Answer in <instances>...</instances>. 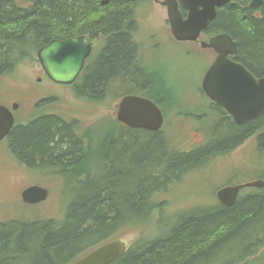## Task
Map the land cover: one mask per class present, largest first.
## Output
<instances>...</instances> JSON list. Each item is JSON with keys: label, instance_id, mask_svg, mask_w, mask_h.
Masks as SVG:
<instances>
[{"label": "trees", "instance_id": "16d2710c", "mask_svg": "<svg viewBox=\"0 0 264 264\" xmlns=\"http://www.w3.org/2000/svg\"><path fill=\"white\" fill-rule=\"evenodd\" d=\"M250 2L228 0L217 9L205 34L231 36L237 43L235 59L260 77L264 76V0L256 7ZM136 3L0 0V78L22 63L36 61L37 50L48 41L88 34L103 37L105 45L84 69L80 94L120 92V87L111 89L119 78L130 89L149 93L156 84L140 68L131 39ZM128 91L123 93L136 94ZM154 91L162 93L158 88ZM211 109L217 110V121L238 134V139L211 140L185 152L170 147L159 131L129 128L117 120L97 126L104 131L97 138L94 126L91 133H73L69 124L55 116L15 126L9 135L11 150L25 162L37 159L51 164V172L67 177L70 199L59 221L0 222V264H70L110 237L154 223L164 205L156 197L182 172L178 166L193 161L205 164L209 157L225 153L256 131L258 149L264 151V112L236 124L221 106L211 105ZM166 222L154 235L141 234L110 264L255 262L257 258H247L264 246V185L239 194L231 206L219 202L200 206L174 214ZM233 252L242 254L220 262Z\"/></svg>", "mask_w": 264, "mask_h": 264}, {"label": "rangeland", "instance_id": "374dc122", "mask_svg": "<svg viewBox=\"0 0 264 264\" xmlns=\"http://www.w3.org/2000/svg\"><path fill=\"white\" fill-rule=\"evenodd\" d=\"M137 2L139 27L134 34V40L140 47L138 60L149 68L146 77L152 78L158 89L167 92L169 96L168 104L165 106L166 121L160 131L164 141L169 142L170 147L185 152V149L192 148L188 150L191 151L211 140L225 142L237 140L238 134L230 131L225 123L217 121L220 118L217 110H212L209 100L198 91L202 76L215 59L212 49H202L198 42L185 44L170 39L172 36L165 7L149 0H137ZM209 36L204 34L200 39L207 40ZM155 38L165 40V43H162L155 54H152L153 49L148 48V45ZM159 71H162L161 74ZM158 81H162L167 88H170V93L164 90ZM129 85L124 83L125 91L127 89L128 92L144 94L130 90L127 88L130 87ZM112 88L116 86H111ZM113 92L115 90L109 92L114 95L113 97L102 102L80 98L74 94L69 85L56 84L49 80L37 60L22 63L14 71L0 78V102L19 103V108L15 112L17 122L28 114L56 113L64 118L73 119L75 131L82 135L89 133V129L93 126L96 128L100 124H108L109 121L115 120L117 96H115L116 92ZM161 95L165 97V94ZM45 97L46 100L43 99ZM101 129L96 128L95 138L102 135L104 131ZM258 133L259 131H256L242 139L225 153L209 157L205 164L193 161L178 166V171L182 170V172L171 180L165 191L163 189L164 193L156 197L158 201L164 203L161 211L159 210L162 213L156 221L143 230L138 228L120 233L113 238L110 237L109 240L123 237L133 243L141 234L151 232L154 235L166 226V220L172 215L218 203L215 197L218 188L260 178L264 180V151L258 149ZM145 138L148 139V136L146 135ZM6 144L0 143V222L14 219L54 221L62 219L70 199L67 191L70 180L41 166L23 168L17 163L15 156L8 152ZM188 164L191 168H188ZM31 184H40L48 189V196L44 201L30 205L21 200V190ZM253 188L243 187L239 194L248 193ZM241 254L242 252H233L220 262L227 258L234 259ZM255 258L257 260L251 264H264V246L247 260Z\"/></svg>", "mask_w": 264, "mask_h": 264}, {"label": "water", "instance_id": "95a60500", "mask_svg": "<svg viewBox=\"0 0 264 264\" xmlns=\"http://www.w3.org/2000/svg\"><path fill=\"white\" fill-rule=\"evenodd\" d=\"M166 7L167 18L173 37L179 41H196L214 19L217 8L227 0H151ZM262 0H251V6H259ZM179 8L187 11L182 18ZM202 48H210L216 57L205 71L202 89L205 95L220 105L236 124H244L264 112V76L257 77L241 62L231 58L237 52L236 41L227 33H218L200 42ZM91 51L84 36L66 39H52L36 52V58L47 77L60 84L75 80ZM11 108L0 104V141L11 130L14 117ZM116 119L124 126L147 131H159L163 123L160 108L146 97L124 95L116 107ZM264 181L253 180L243 184L225 185L215 191L217 201L231 206L241 188H262ZM48 196V189L33 184L20 192L21 200L37 204ZM130 246L126 238L105 241L70 264H110L122 256Z\"/></svg>", "mask_w": 264, "mask_h": 264}, {"label": "flooded vegetation", "instance_id": "af4514ba", "mask_svg": "<svg viewBox=\"0 0 264 264\" xmlns=\"http://www.w3.org/2000/svg\"><path fill=\"white\" fill-rule=\"evenodd\" d=\"M149 1H151V0H149ZM228 1V0H227ZM226 1V2H227ZM154 2V1H153ZM225 2V3H226ZM154 3H158L160 6H163V7H165L164 5H162V4H160L159 2H154ZM224 3V4H225ZM222 6V5H221ZM137 7H138V2L136 3V7H135V10H134V14H135V19H136V24H135V26H134V29H133V31L131 32V39H132V42H133V44L135 45V48H136V56H137V61L139 62V64H140V68H142L143 70H145V72L147 73V71H148V67L147 66H145L144 64H142V63H140V61L138 60V53H139V51H140V47H139V45H138V42L136 41V40H134V34L137 32V30H138V27H139V19L137 18ZM220 7V6H219ZM218 7V8H219ZM254 7H256V6H254ZM217 8V9H218ZM165 9H166V7H165ZM179 10H180V13H181V16H182V18H185L186 17V14H187V11L185 10V9H183V8H179ZM217 12V11H216ZM166 15H167V13H166ZM167 19V23H168V25H169V30H170V24H169V21H168V18H166ZM207 28H208V26H207ZM207 28L204 30V31H202L201 33H200V35H199V37L197 38V40L196 41H179V40H176L174 37H173V35H172V33H171V30H170V33H171V36H172V38L170 37V39H172V40H175L176 42H183V43H185V44H193V43H199V46H200V48H202L201 47V45H200V42L203 40V39H200V37L201 36H203L204 34H205V31L207 30ZM79 36H84L86 39H87V41L90 43V46H91V51H90V53H89V55L87 56V58L84 60V63H83V67H82V69L80 70V72H79V74L77 75V77L75 78V80L73 81V82H71V83H69V84H63V85H69L71 88H72V90H73V92H74V94L76 95V96H79L80 98H86V99H89V100H92V101H96V102H102V101H104V100H107V99H109L110 97H113L114 95L112 94V93H109V91H106L105 90V92L103 93V95H98V96H95V95H88V94H80V93H82V92H80L79 91V87L81 86V84H80V79H81V77H82V74H83V71H84V69L86 68V66H87V64H88V62L89 61H91V59L94 57V56H96L101 50H102V48L104 47V45H105V41H104V39H103V37H98V38H96V37H92V36H90V35H88V34H79V35H76V36H73V37H68V38H76V37H79ZM212 35H210L208 38H207V40L211 37ZM55 39H59V38H55ZM62 39V38H61ZM63 39H66V38H63ZM205 41H206V39H204ZM49 42V41H48ZM98 42H99V46H98ZM162 43H165V40H159V39H157V38H155V39H153V42H151V44H149L148 45V48H150V47H152V49H153V52H152V54H155L154 52L157 50V48H160V45H162ZM46 44V43H45ZM202 49H204V48H202ZM213 51V50H212ZM214 52V51H213ZM214 54H215V57H216V53L214 52ZM236 56L234 55V56H231V58H235ZM208 69V68H207ZM43 70V69H42ZM44 72V71H43ZM162 72V71H161ZM161 72L159 71V74H161ZM44 74H45V72H44ZM45 76L47 77V75L45 74ZM48 78V77H47ZM202 78H203V76H202ZM49 79V78H48ZM38 80H40V78H38ZM50 80V79H49ZM123 80V79H122ZM120 78L119 79H116V83L117 84H115L114 82L112 83L113 84V86L115 87H120L121 89V91L119 92V90L118 91H115V92H113V93H115V96H117V97H115V99H116V107H117V104H118V102H119V100L124 96V95H128V94H132V95H138V96H142V97H146V98H148L149 100H151L152 102H154L159 108H160V110H161V112H162V115H163V123H162V126L164 125V122L166 121L165 120V118H166V116H165V113H166V110L167 109H165V106H167L166 104H168V98H169V96H168V93L166 92V93H164V92H162V93H160V94H156L155 93V91L154 90H157V84L155 85V87H156V89L154 88V87H152V88H150L149 89V93H147L145 90H142L141 88V90H137V91H140V92H143L144 94H140V93H136V94H134V93H126V94H124L123 93V90H124V83H127V82H123ZM53 82V81H52ZM159 83H161L162 84V86L164 87V90H168L169 91V93H170V88H167L166 87V85L162 82V81H158ZM55 83V82H54ZM201 83H202V79H201V81H200V87H198V91H199V93L203 96V97H205V98H207L208 100H209V103H210V105H217L216 103H214V102H212L206 95H205V93H204V91H203V89H202V85H201ZM56 84H60V83H56ZM129 84V83H128ZM130 86V85H129ZM127 88H131V87H127ZM130 90H133V89H130ZM78 91V92H77ZM161 94H165V97L167 98H165L163 95H161ZM119 95V96H118ZM158 96V97H157ZM44 100H46L47 98L45 97V98H43ZM13 103H17V108L15 109V110H13L12 111V114H13V117H14V123H13V126H12V128H11V130L9 131V133L0 141V143L1 142H5V143H7L6 144V146L8 145V152L10 153V154H12V155H14L15 156V160L17 161V163L19 164V165H21L23 168L24 167H37V168H39L40 166L41 167H43L44 169H52L51 167H52V165L51 164H48V163H44V162H42V161H39L38 162V160L37 159H35L33 162H31V163H28V162H25L24 160H22V159H20V158H18L17 157V155L11 150V147H10V145H9V135H10V132L12 131V129L15 127V126H17V125H21L22 127H26V126H28L29 124H31V123H33L34 121H36L38 118H40V117H42V116H55V117H57V118H59L60 120H62L64 123H66V124H69L70 125V127H71V129H72V131H73V133L75 132V125H74V123H75V121L73 120V119H67V118H64L63 116H61V115H58V114H56V113H48V114H43V113H39V114H28V115H24L22 118H21V120L19 121V122H17V119H16V117H15V112H16V110L19 108V103L17 102V101H12L10 104H7V103H3V102H0V104H2V105H5V106H7V107H9V108H11V106H12V104ZM218 106H220V105H218ZM184 114H188V113H184ZM115 120H117L116 119V112H115ZM118 121V120H117ZM122 124V123H121ZM162 126H161V128H162ZM161 128H160V130H159V132L161 131ZM161 133V132H160ZM31 185H33V184H31ZM37 185H40V184H37ZM40 186H43V185H40ZM38 204V203H37ZM31 205H34V204H31Z\"/></svg>", "mask_w": 264, "mask_h": 264}, {"label": "bare ground", "instance_id": "6f19581e", "mask_svg": "<svg viewBox=\"0 0 264 264\" xmlns=\"http://www.w3.org/2000/svg\"><path fill=\"white\" fill-rule=\"evenodd\" d=\"M54 172V171H53Z\"/></svg>", "mask_w": 264, "mask_h": 264}]
</instances>
